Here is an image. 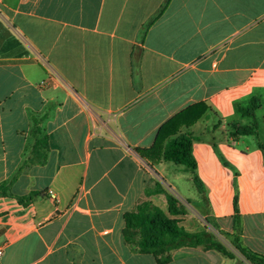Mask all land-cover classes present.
Returning <instances> with one entry per match:
<instances>
[{"label":"crops","instance_id":"0c3cea01","mask_svg":"<svg viewBox=\"0 0 264 264\" xmlns=\"http://www.w3.org/2000/svg\"><path fill=\"white\" fill-rule=\"evenodd\" d=\"M164 1L0 0V264H157L122 233L143 201L168 213L157 188L191 232L211 229L206 215L233 232L236 193L240 241L264 255V150L229 127L247 121L235 102L264 97V0H169L142 33ZM197 102L209 108L180 131L200 137L202 190L163 145L154 159L137 151ZM169 254L165 264H249L202 246Z\"/></svg>","mask_w":264,"mask_h":264},{"label":"trees","instance_id":"16d2710c","mask_svg":"<svg viewBox=\"0 0 264 264\" xmlns=\"http://www.w3.org/2000/svg\"><path fill=\"white\" fill-rule=\"evenodd\" d=\"M143 25L142 33L163 11L166 3ZM205 102H197L185 107L158 129L153 144L148 148H137V151L146 158H153V153L161 145V158L176 165H182L190 172L192 180L199 190L202 184L196 174V162L192 153V143L200 137L191 132L180 131L182 125L189 126L199 119L208 109ZM264 97L252 95L246 102H235V110L242 119L247 121L231 122L230 136L235 139L242 135H253L257 140V146L264 150V141L259 137V121L264 119ZM261 110V115L258 112ZM259 117V118H258ZM157 192L164 193L167 202V212L165 213L158 206L150 201H143L137 205L136 209L126 212L123 215L124 227L122 230L127 243L135 245L143 253H150L154 256L157 264H165L170 261L169 252L182 246H202L204 249H214L226 257L233 258L236 254L230 250L224 242L219 240L210 229L191 232L179 224V219L172 217L184 215L185 207L182 203L168 191L157 188ZM9 193L8 182L0 183V196ZM33 193L28 194L19 200L27 203L32 200ZM233 232H225L218 229L215 220L210 216H205V222L219 234L229 240L230 244L245 260L250 264H264V255L248 247L243 246L240 241V218L237 208V194L233 198Z\"/></svg>","mask_w":264,"mask_h":264},{"label":"rangeland","instance_id":"374dc122","mask_svg":"<svg viewBox=\"0 0 264 264\" xmlns=\"http://www.w3.org/2000/svg\"><path fill=\"white\" fill-rule=\"evenodd\" d=\"M258 114H259V112H258ZM260 115V114H259ZM259 118V117H258ZM170 164V166H172V167H174V168H176V167H183L182 165H176V164H174V163H169ZM211 230L213 231V233L216 235V237L219 239V240H221L222 242H224L225 244H226V246L230 249V250H232L233 252H235L237 255H239V256H241L237 251H235L234 250V248L232 247V245L230 244V242H229V240L228 239H226L224 236H222L221 234H219L215 229H213L212 227H211ZM242 257V256H241ZM250 264V263H249Z\"/></svg>","mask_w":264,"mask_h":264},{"label":"built area","instance_id":"2783aa9c","mask_svg":"<svg viewBox=\"0 0 264 264\" xmlns=\"http://www.w3.org/2000/svg\"><path fill=\"white\" fill-rule=\"evenodd\" d=\"M49 83V79H44L40 82V86H46ZM3 246H0V258L3 256Z\"/></svg>","mask_w":264,"mask_h":264}]
</instances>
